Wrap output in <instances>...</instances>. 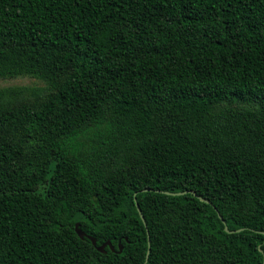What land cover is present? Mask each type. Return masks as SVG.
Here are the masks:
<instances>
[{
    "label": "trees",
    "instance_id": "obj_1",
    "mask_svg": "<svg viewBox=\"0 0 264 264\" xmlns=\"http://www.w3.org/2000/svg\"><path fill=\"white\" fill-rule=\"evenodd\" d=\"M19 76L0 264H264V0H0Z\"/></svg>",
    "mask_w": 264,
    "mask_h": 264
},
{
    "label": "water",
    "instance_id": "obj_2",
    "mask_svg": "<svg viewBox=\"0 0 264 264\" xmlns=\"http://www.w3.org/2000/svg\"><path fill=\"white\" fill-rule=\"evenodd\" d=\"M152 189L151 188H144L142 189L141 191H151ZM155 192H160V193H164V194H167V195H182V194H185V193H192L194 195H196L195 191L193 190H185V191H179V192H170V191H163V190H159V189H154ZM136 194V192L134 193ZM199 199L201 201H205L207 203H210V201L208 200H205L203 197H199ZM137 210H138V213H139V216L144 224V226H146V223H145V219L140 211V209L137 207ZM219 218L221 219L222 223L224 224V230L225 232H237L239 231L240 229H236V230H229L224 219H222L221 215L218 214ZM74 229H75V232L77 233V235L82 239L84 237L88 238L91 240L92 244L94 246H96V249L100 252H106V247H109L110 250L114 251V252H118L120 253L122 251V245L121 243L119 242L118 243V249L116 250L113 245L109 242V241H106V242H103L102 244L100 245H96V240L95 238H93L92 236L86 234L83 230L80 229L79 227V223L76 222L75 225H74ZM147 232V231H146ZM147 245H148V248H147V253H146V257H145V260H147L148 258V254H149V250H150V238H149V235H148V232H147Z\"/></svg>",
    "mask_w": 264,
    "mask_h": 264
},
{
    "label": "rangeland",
    "instance_id": "obj_3",
    "mask_svg": "<svg viewBox=\"0 0 264 264\" xmlns=\"http://www.w3.org/2000/svg\"><path fill=\"white\" fill-rule=\"evenodd\" d=\"M39 86L42 82L31 76H19L8 79H0V88L7 86Z\"/></svg>",
    "mask_w": 264,
    "mask_h": 264
}]
</instances>
